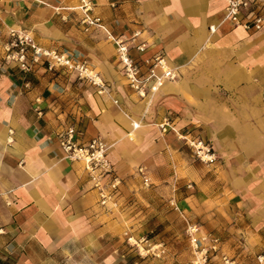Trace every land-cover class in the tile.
Masks as SVG:
<instances>
[{
  "label": "crops",
  "instance_id": "obj_1",
  "mask_svg": "<svg viewBox=\"0 0 264 264\" xmlns=\"http://www.w3.org/2000/svg\"><path fill=\"white\" fill-rule=\"evenodd\" d=\"M80 1L0 0V264H192L190 235L206 238L210 264H258L264 29L232 25L225 0H93L104 29H86ZM11 31L86 62L104 91L31 49L28 69L9 61ZM110 37L133 58L140 44L143 58L163 55L177 80L140 98ZM68 126L106 142L114 202L100 205L83 163L63 159L56 137ZM195 139L214 163L195 158Z\"/></svg>",
  "mask_w": 264,
  "mask_h": 264
},
{
  "label": "built area",
  "instance_id": "obj_2",
  "mask_svg": "<svg viewBox=\"0 0 264 264\" xmlns=\"http://www.w3.org/2000/svg\"><path fill=\"white\" fill-rule=\"evenodd\" d=\"M225 18L234 26L242 27L246 31L258 32L264 29V0H225ZM95 4L93 0H81L79 10L82 14L81 23L85 28L99 27L104 29L101 19L92 14ZM116 48V59L120 72L126 80L130 89L140 98L158 93L166 83L177 80L176 70L171 68L165 57L156 54L143 58L146 46L140 44L134 46L139 53L137 58L130 55V47L125 40L110 37ZM28 49H31L35 56H43L50 68H63L70 73H75L78 80L87 81L91 85L104 91V85L97 75L88 70L86 62L76 61L62 53L55 51H40L35 48L26 38L15 32H10L9 42L6 45V59L18 62L23 69L29 68V61L26 56ZM37 61L36 58L33 59ZM137 127V124L133 125ZM81 133L74 127L68 126L57 135V142L62 152L63 159L70 162H82L84 171L87 173L94 188L99 192V204L105 206L114 202L119 196L121 180L108 159L106 142L101 137H94L87 142L80 140ZM193 150L195 158L199 161L212 164L216 156L211 147L201 140H186ZM138 173L143 177L144 185H148V179L144 176L142 169ZM190 233H195L190 228ZM130 241V239H129ZM206 238H197L190 235V243L194 247V261L192 264H209L208 244H204ZM214 249L217 240H209ZM136 248L138 245L134 242ZM150 249H148V252ZM258 264H264V256L257 258Z\"/></svg>",
  "mask_w": 264,
  "mask_h": 264
},
{
  "label": "rangeland",
  "instance_id": "obj_3",
  "mask_svg": "<svg viewBox=\"0 0 264 264\" xmlns=\"http://www.w3.org/2000/svg\"><path fill=\"white\" fill-rule=\"evenodd\" d=\"M71 74H74L75 75V77H76V74L75 73H71ZM149 249H151V248H149ZM208 262H209V258H208ZM210 264V263H209Z\"/></svg>",
  "mask_w": 264,
  "mask_h": 264
}]
</instances>
